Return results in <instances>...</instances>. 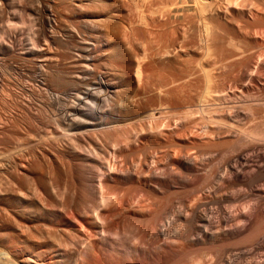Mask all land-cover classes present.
<instances>
[{
  "label": "bare ground",
  "instance_id": "6f19581e",
  "mask_svg": "<svg viewBox=\"0 0 264 264\" xmlns=\"http://www.w3.org/2000/svg\"><path fill=\"white\" fill-rule=\"evenodd\" d=\"M0 264H264V0H0Z\"/></svg>",
  "mask_w": 264,
  "mask_h": 264
},
{
  "label": "rangeland",
  "instance_id": "374dc122",
  "mask_svg": "<svg viewBox=\"0 0 264 264\" xmlns=\"http://www.w3.org/2000/svg\"><path fill=\"white\" fill-rule=\"evenodd\" d=\"M132 7L134 8V9L132 8L133 11H134V10L136 11L135 7H134V6H132ZM133 11L129 12V14L127 13V15H129V16L127 17V19H126V18H121V19H123V20H121V23L124 24V22H125V24H124V25L122 24V25H123L124 27H128V29L130 28L129 30L132 31L131 33H130V31H129L130 35H131V34L133 35V36L131 35L132 37L130 36V37H131V41L134 42V43H137V42L139 41V40H136V39H137V38L135 37L136 35L134 36V34H136V32H140V33H142V35H143V39L145 38V39H144L145 41H146V40L149 41V40H151V39L153 40V37L150 36V35H148V34H150V32L147 31V30H149V29L152 28V27L150 28V23H147V22H146L147 25L149 24V26H148L149 29H147V28L145 29V26H147V25H145V23H144L145 21L150 22V19L148 20V19L145 18L146 20H145L143 23H141L140 20H139L140 16L138 15V11L135 12L136 15L133 14L134 17H136V18H134L133 15H132V16H131V20L128 19V18L130 17V15L132 14ZM133 13H134V12H133ZM127 15H124V17H126ZM122 17H123V16H122ZM135 19H137L136 21H138V20H139V21L136 22ZM124 20H126V21H124ZM132 20H133L134 23L132 22ZM151 22H152V21H151ZM129 23H130V24L132 23L131 26H130ZM139 23H140V24H139ZM126 24H127V26H125ZM137 24H139V25H137ZM141 24H142V26H141ZM143 24H144V26H143ZM153 24H154V22L151 23V26H153ZM132 25H134V26H132ZM135 26H136V27H135ZM137 26H138V27H137ZM132 27H134V28H132ZM139 27H140V28H139ZM141 27H143V29H142ZM153 27L155 28V26H153ZM131 28H132V29H131ZM137 28H139V31L136 30ZM152 29H153V28H152ZM142 30H143L144 32H143ZM188 30H189V31H187V32H188L189 35H188V34H185V35L190 36V37H189L190 40H191V41L189 40V41H190V44H194V43L196 44V42H197V44L199 45V43H198V42H199V39H200V35H199L200 33H199V31L194 30V29H190V28H189ZM133 31H134V32L136 31V32L133 33ZM146 31H147V34H146ZM193 31H194V32H193ZM191 32H192L193 34H192ZM140 33H139V34H140ZM190 33H191V35H190ZM195 33H196V34H195ZM198 33H199V34H198ZM137 34H138V33H137ZM144 34H145V35H144ZM194 34H195V35H194ZM146 35L148 36V38H146ZM149 36L152 37V38H150ZM188 36H186V40H187V37H188ZM191 36H192V37H191ZM193 36H194V37H193ZM195 36L197 37L198 40L196 39ZM134 37H135V38H134ZM133 38H134V39H133ZM192 39H193V40H192ZM135 41H137V42H135ZM192 41H193V42H192ZM194 41H195V42H194ZM197 44H196V46H198ZM190 53H191V55L193 54V56H191V55L189 54V56H190V57H189V56L187 55L186 57H187V59L189 58L188 60H190V59H191V60H192V59H196V58L199 57V55H197L196 52H190ZM238 95H239V94H238Z\"/></svg>",
  "mask_w": 264,
  "mask_h": 264
}]
</instances>
